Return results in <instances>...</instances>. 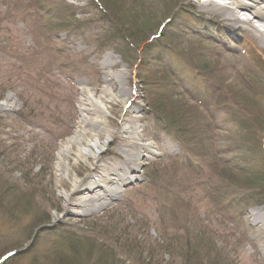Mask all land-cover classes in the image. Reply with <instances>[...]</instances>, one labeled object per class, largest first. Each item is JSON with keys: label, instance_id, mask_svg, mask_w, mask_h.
I'll return each mask as SVG.
<instances>
[{"label": "rangeland", "instance_id": "1", "mask_svg": "<svg viewBox=\"0 0 264 264\" xmlns=\"http://www.w3.org/2000/svg\"><path fill=\"white\" fill-rule=\"evenodd\" d=\"M204 1L0 0V264H264V32Z\"/></svg>", "mask_w": 264, "mask_h": 264}, {"label": "bare ground", "instance_id": "2", "mask_svg": "<svg viewBox=\"0 0 264 264\" xmlns=\"http://www.w3.org/2000/svg\"><path fill=\"white\" fill-rule=\"evenodd\" d=\"M227 4L229 5V7L227 5H220V4H216L214 3V0H205L202 3V7L206 8L207 11H209L211 9V11L214 13L216 12H220L223 16H225V21L226 22H231V24H234V21L236 20V18L238 17L239 12H243V13H247L249 14L252 18H246L245 22L248 26L252 25V22L254 20H256L257 22L262 24V32H264V0H226ZM185 3L189 4L190 0H184ZM248 2V3H247ZM225 3V2H224ZM250 3V4H249ZM188 9L192 10L195 8V6L193 7H189L187 6ZM239 11V12H238ZM238 20V19H237ZM237 27V26H236ZM237 29L234 28V32ZM262 44L264 45V37L261 39ZM82 99L83 101L88 105V107L90 108V111H96L98 114H102L103 112V107H102V102L100 99H97L94 97V94L88 90L83 88L82 89ZM80 112L85 113L86 111L82 108H80ZM104 113V112H103ZM85 115H83L84 117ZM99 122V121H98ZM131 127H123L121 129V134H124L125 136H127L126 140L124 142L125 148H133L134 150L132 151L130 149L129 153H125L126 155H129L127 158V161L129 160V162H132V166H131V173H136L135 171L137 170V166H139V160L142 159L143 157H150L152 155V152L150 150L151 145L149 143H141V142H137L135 137L134 139H131L130 137V133H134L135 129H130ZM105 135V140L103 142H98V140L95 138L93 142H88V149H80L79 152L81 154V156L83 155H89L91 156L93 159L96 157V155H98L99 152L103 151L106 142L108 140V135L106 133H104ZM136 135V134H135ZM131 140V143H129ZM80 141V135L76 132L72 135V140H70L68 143H78ZM133 144H136L133 146ZM123 145V147H124ZM66 151V150H64ZM151 153V154H150ZM136 166V167H135ZM127 172L129 170H126ZM97 183L94 182V187L92 188L90 186V189L87 190L88 193L91 192H95L96 187H98V185H96ZM103 194H98L95 193V195L100 196L101 199H111L114 198V195L117 194L118 192H108V191H102ZM100 193V191H99ZM89 203V201H84L80 206L84 207L86 206V204ZM103 208V207H101ZM263 209L259 208L254 210V215L255 219H259L261 217ZM184 228V227H182Z\"/></svg>", "mask_w": 264, "mask_h": 264}, {"label": "trees", "instance_id": "3", "mask_svg": "<svg viewBox=\"0 0 264 264\" xmlns=\"http://www.w3.org/2000/svg\"><path fill=\"white\" fill-rule=\"evenodd\" d=\"M258 188L257 192L260 194V197L263 196L264 197V181H258V185L256 186ZM247 188L249 189H253L255 188L253 185L248 184ZM256 191L254 192L255 194H258ZM259 205V204H258ZM261 206H264V201L261 204Z\"/></svg>", "mask_w": 264, "mask_h": 264}]
</instances>
